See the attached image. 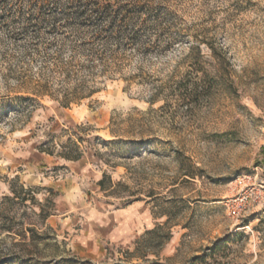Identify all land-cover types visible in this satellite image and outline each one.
Here are the masks:
<instances>
[{"label": "rangeland", "instance_id": "374dc122", "mask_svg": "<svg viewBox=\"0 0 264 264\" xmlns=\"http://www.w3.org/2000/svg\"><path fill=\"white\" fill-rule=\"evenodd\" d=\"M1 1L0 264H264V0ZM35 33L65 65L23 58ZM89 204L131 234L90 243Z\"/></svg>", "mask_w": 264, "mask_h": 264}, {"label": "trees", "instance_id": "16d2710c", "mask_svg": "<svg viewBox=\"0 0 264 264\" xmlns=\"http://www.w3.org/2000/svg\"><path fill=\"white\" fill-rule=\"evenodd\" d=\"M18 2H23V1H21V0H17ZM3 1H1L0 0V3H2ZM7 8V6H3V7H1V9H0V11H1V15H0V19H2V21L0 22V26H2V24H4V21H3V19H5V18H7V13H11V8L10 9H6ZM20 10V9H19ZM96 11L97 10H95L94 9V11L92 10V14L93 13H96ZM3 12V13H2ZM83 15H85L84 13H83ZM90 16H92V15H89V17ZM126 18L127 17H125V18H122L121 19V23H128L127 22V20H126ZM110 19V17H108V19H106V17H104L103 19L101 18V19H98L97 21L98 22H96V24H93V21H87V19L85 20V23L86 22H88L90 25H92L93 24V27H97L96 29H95V31L94 32H92V34H91V36H90V38L88 39V41L87 42H84V43H87L88 45V47L90 48V49H88L87 51H88V53H90V59H91V62H93V61H95V60H99V58L97 57V55L98 56H100V58H101V52H98L97 50H96V47H95V45H98V46H100V48H102L103 49V51H112V52H116L117 51V47L118 46H116L115 48H114V50H109V49H107V47H109L110 45H109V43L110 42H116L115 44H117L118 42H120L121 41V38H119L120 37V35H117V34H115L114 32H112V30L114 29V26H115V24H117V21H116V19L117 18H113V19H111V22H109L110 23V25H109V27H106V25H107V21ZM106 28V29H105ZM98 31V32H97ZM116 36H115V35ZM17 35H20V34H17ZM56 36H60V35H58V34H56L55 36H53V38L51 39V40H47V41H44V42H46V43H42V42H40V40H41V38L40 37H38V35H37V33H35L34 35H33V37H32V40L33 41H35V43H34V45H33V47L31 46V48L30 49H32V50H30V51H32V53H30V54H28L27 56H24L23 58H25V59H30L29 57L30 56H40V55H42V56H40V58L42 59V64H44V66H46L47 65V63L48 64H52V63H54V64H56L57 65V63H56V61L57 60H59L58 62H59V65L60 66H63V65H65V63H63V61L60 59L61 57V54H62V51H61V49H57V50H54V52H52V53H54V54H52V55H49L48 53H47V51L49 50V51H52L51 50V48L52 47H54L53 46V43L55 44L58 40H56L55 41V39L54 38H56ZM65 36V35H64ZM14 39V38H13ZM23 40V39H22ZM90 43V44H89ZM84 45L85 44H83V45H80V46H74V48L73 49H79V47H81V48H84ZM56 47V46H55ZM95 48V49H94ZM30 60H32V61H30V62H33V59H30ZM93 66H90V68H92ZM32 90H34V91H32V92H34V93H31L32 95H34V96H38V97H40V96H44V95H47V96H53V95H51L52 93L50 92V89H49V87H48V85H47V83H42L41 84V82H37V84H36V87H34ZM79 93H74V94H72V95H70V96H66V97H64L63 99H62V101H59L58 99H55L61 106H63V107H67V106H69L70 105V103H72V102H76V101H79V100H82L83 98H85L84 96H82V95H78ZM91 94V93H90ZM88 96H90V95H88ZM87 96V97H88ZM21 98V97H20ZM21 99H23V100H30L29 99V97L28 98H21Z\"/></svg>", "mask_w": 264, "mask_h": 264}, {"label": "crops", "instance_id": "0c3cea01", "mask_svg": "<svg viewBox=\"0 0 264 264\" xmlns=\"http://www.w3.org/2000/svg\"><path fill=\"white\" fill-rule=\"evenodd\" d=\"M81 161V160H80ZM72 163L69 165V176H66L65 181L69 180L72 182V190L76 188L81 189L82 183L85 179H87L88 169H83L85 165H81V162ZM79 185H78V184ZM73 193V192H72ZM76 196V195H75ZM65 200L68 204L71 205L70 211L67 213H63L60 215V220L62 222H67L69 220V214L74 212L75 210L80 209V205L82 203L77 204V198L66 197ZM76 202V203H75ZM135 208L128 207L127 209H110L108 206L104 204H94L87 207L85 211L86 218V226H88V231L90 234V243H98V239H111L113 240L116 236L127 237L131 234L130 224L134 220ZM57 216H50L49 219H56Z\"/></svg>", "mask_w": 264, "mask_h": 264}]
</instances>
